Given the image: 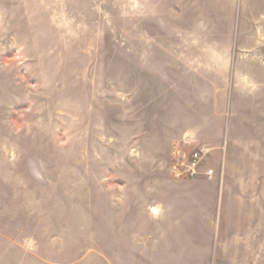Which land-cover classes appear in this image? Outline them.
Listing matches in <instances>:
<instances>
[{"label": "rangeland", "instance_id": "374dc122", "mask_svg": "<svg viewBox=\"0 0 264 264\" xmlns=\"http://www.w3.org/2000/svg\"><path fill=\"white\" fill-rule=\"evenodd\" d=\"M232 7L0 0V264H118L135 182L213 168Z\"/></svg>", "mask_w": 264, "mask_h": 264}, {"label": "crops", "instance_id": "0c3cea01", "mask_svg": "<svg viewBox=\"0 0 264 264\" xmlns=\"http://www.w3.org/2000/svg\"><path fill=\"white\" fill-rule=\"evenodd\" d=\"M231 2L207 161L218 174L176 179L168 171L136 181L133 200L122 199L109 222L118 264H264V0Z\"/></svg>", "mask_w": 264, "mask_h": 264}, {"label": "built area", "instance_id": "2783aa9c", "mask_svg": "<svg viewBox=\"0 0 264 264\" xmlns=\"http://www.w3.org/2000/svg\"><path fill=\"white\" fill-rule=\"evenodd\" d=\"M207 150L205 147L195 149L190 154L189 158L185 160L174 163L171 167L172 173L178 177H208L212 178L216 175V170L213 168H208L207 170H202V161L206 157Z\"/></svg>", "mask_w": 264, "mask_h": 264}]
</instances>
